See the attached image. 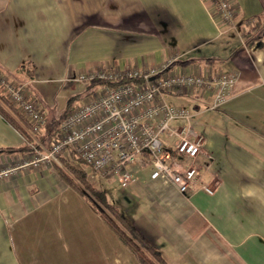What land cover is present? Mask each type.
<instances>
[{
  "label": "crops",
  "instance_id": "crops-1",
  "mask_svg": "<svg viewBox=\"0 0 264 264\" xmlns=\"http://www.w3.org/2000/svg\"><path fill=\"white\" fill-rule=\"evenodd\" d=\"M232 4L234 28L218 32L208 0H0V70L28 82L48 117L59 93L84 92L80 72L159 64L174 52L178 68L237 72L218 108L209 94H165L192 109L203 138L190 160L194 185L180 192L151 179L149 164L128 166L136 210L123 214L168 264H264V0ZM22 144L0 113V166L22 158L10 151ZM0 264L142 263L49 163L0 181Z\"/></svg>",
  "mask_w": 264,
  "mask_h": 264
},
{
  "label": "built area",
  "instance_id": "built-area-1",
  "mask_svg": "<svg viewBox=\"0 0 264 264\" xmlns=\"http://www.w3.org/2000/svg\"><path fill=\"white\" fill-rule=\"evenodd\" d=\"M208 1L218 32L234 28L236 9L232 0ZM178 57L179 53L174 52L159 64L77 73L76 78L84 82L93 77L128 76L136 80L94 87L59 121L57 136L49 144L37 135L45 124V113L28 82L0 70V93L29 124L32 138L31 151L14 163L0 166V181L28 165H60V157H67L73 150L97 176L113 178L123 187L134 182L128 166L141 162L149 164L151 179H165L185 192L199 175L198 167L190 160L202 151L203 138L192 122V109L168 103L165 94H209L208 107L218 108L230 97L238 74L234 70L199 72L190 67L178 68L172 65ZM175 119L182 123L172 125ZM201 187L212 192L207 185Z\"/></svg>",
  "mask_w": 264,
  "mask_h": 264
},
{
  "label": "trees",
  "instance_id": "trees-1",
  "mask_svg": "<svg viewBox=\"0 0 264 264\" xmlns=\"http://www.w3.org/2000/svg\"><path fill=\"white\" fill-rule=\"evenodd\" d=\"M177 62L180 64L185 61ZM128 76H120L115 79H101L93 77L86 82L83 93H77L70 96L63 110L55 115L53 112L50 116L45 115V124L38 135L39 139L45 144H49L57 136L59 121L74 106L75 99H81L87 95L94 87L101 84L117 85L123 82L135 81ZM35 97V96H34ZM37 100V99H36ZM43 110V109H42ZM44 111V110H43ZM0 113L8 120L23 136V144L12 150L29 152L31 151V134L30 126L21 116L20 112L12 106L9 101L0 93ZM45 113V112H44ZM46 114V113H45ZM48 117V118H47ZM7 149H0L4 151ZM60 165L54 163L58 174L62 179L76 189L91 205L96 208L106 223L113 229L119 239L125 244L142 264H168L161 256L155 246L150 244L137 230L130 224L124 214L120 211L119 206L114 202L108 201L105 197L104 190L95 186L89 179L88 171L91 169L83 162L73 150H69L67 157H60Z\"/></svg>",
  "mask_w": 264,
  "mask_h": 264
},
{
  "label": "rangeland",
  "instance_id": "rangeland-1",
  "mask_svg": "<svg viewBox=\"0 0 264 264\" xmlns=\"http://www.w3.org/2000/svg\"><path fill=\"white\" fill-rule=\"evenodd\" d=\"M70 96L72 95H67L65 97L62 92L57 95L55 99L56 101L54 100V102L58 104L60 108L57 109V113H55V115H58L63 110ZM178 98L179 100H185L183 97ZM77 100L78 99H75L74 102H77ZM215 121L216 120L214 119V122ZM88 173L90 181L98 188H102L104 190L105 197L108 201L117 204L122 213L133 216V213H135L136 210L134 203L136 201L137 195L133 190L130 189V187H123L118 181L110 177L101 178L90 170ZM126 210H128L130 213H127Z\"/></svg>",
  "mask_w": 264,
  "mask_h": 264
}]
</instances>
